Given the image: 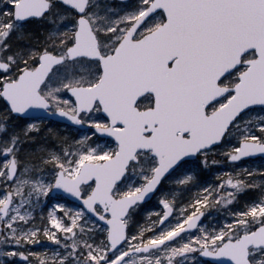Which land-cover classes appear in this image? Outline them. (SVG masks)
<instances>
[{
    "label": "snow or ice",
    "instance_id": "1",
    "mask_svg": "<svg viewBox=\"0 0 264 264\" xmlns=\"http://www.w3.org/2000/svg\"><path fill=\"white\" fill-rule=\"evenodd\" d=\"M0 264H264V0H0Z\"/></svg>",
    "mask_w": 264,
    "mask_h": 264
}]
</instances>
